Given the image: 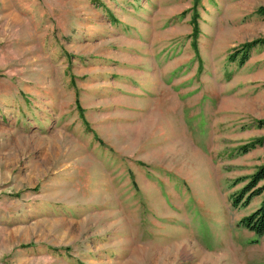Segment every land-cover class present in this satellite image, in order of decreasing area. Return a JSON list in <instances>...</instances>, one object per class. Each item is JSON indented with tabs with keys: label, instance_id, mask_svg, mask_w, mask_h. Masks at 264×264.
I'll use <instances>...</instances> for the list:
<instances>
[{
	"label": "rangeland",
	"instance_id": "1",
	"mask_svg": "<svg viewBox=\"0 0 264 264\" xmlns=\"http://www.w3.org/2000/svg\"><path fill=\"white\" fill-rule=\"evenodd\" d=\"M262 37L264 0H0V264H264Z\"/></svg>",
	"mask_w": 264,
	"mask_h": 264
},
{
	"label": "trees",
	"instance_id": "2",
	"mask_svg": "<svg viewBox=\"0 0 264 264\" xmlns=\"http://www.w3.org/2000/svg\"><path fill=\"white\" fill-rule=\"evenodd\" d=\"M193 24L194 26H198L196 21ZM196 30H194V35L197 36ZM256 45H264V37L246 42L243 45L244 50L240 56V62L243 63L249 58L250 48ZM258 125L264 127V119H260ZM257 145H264V136L258 137L248 145L243 146L242 152L246 153ZM239 181H246V183L232 196L233 207H247L254 197L262 196L260 205L249 214L243 216L238 222L239 226L254 233L255 239L253 242L257 243L264 236V164L260 165L252 174L238 178L235 183Z\"/></svg>",
	"mask_w": 264,
	"mask_h": 264
},
{
	"label": "bare ground",
	"instance_id": "3",
	"mask_svg": "<svg viewBox=\"0 0 264 264\" xmlns=\"http://www.w3.org/2000/svg\"><path fill=\"white\" fill-rule=\"evenodd\" d=\"M196 155H197V154L195 153V155H194V156L196 157V160H197L196 162H197L198 164L202 163V162H201V161H200V160L197 158V156H196ZM202 165H203V164H202Z\"/></svg>",
	"mask_w": 264,
	"mask_h": 264
}]
</instances>
